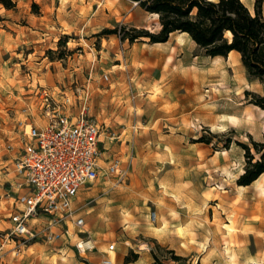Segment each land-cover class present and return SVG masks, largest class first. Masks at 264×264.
Masks as SVG:
<instances>
[{
  "label": "rangeland",
  "instance_id": "1",
  "mask_svg": "<svg viewBox=\"0 0 264 264\" xmlns=\"http://www.w3.org/2000/svg\"><path fill=\"white\" fill-rule=\"evenodd\" d=\"M14 1L13 8L0 3V173H9L19 145L18 122L46 121L44 89L61 108L66 94L65 108L86 105L97 119L103 167L74 198V217L84 224L69 222V234L52 240L41 236L29 245L2 237L11 199L0 196V264H101L111 243V264H126V255L156 243L159 259L169 263L168 249L185 256L184 264L264 258V211L249 212L252 203L264 208V174L248 185L236 182L246 161L243 145L253 152L252 140L264 139V109L246 92L264 94V83L247 74L240 55H206L179 31L166 43L121 39L133 26L160 29L146 10L142 26L97 1ZM114 27L117 32L101 33ZM207 67L240 78L227 84L217 76L215 89L188 79L189 70ZM113 156L119 169L110 173ZM89 239L93 248L78 247Z\"/></svg>",
  "mask_w": 264,
  "mask_h": 264
},
{
  "label": "built area",
  "instance_id": "2",
  "mask_svg": "<svg viewBox=\"0 0 264 264\" xmlns=\"http://www.w3.org/2000/svg\"><path fill=\"white\" fill-rule=\"evenodd\" d=\"M103 77L107 79L108 74ZM42 97L46 121L18 122L19 145L11 157L12 175L5 179L2 193L11 199L10 224L2 237L22 244L41 236L52 240L62 232L69 234V222L81 227L84 218L74 217V198L99 177L103 167L100 125L87 106L79 103L73 112L65 108L64 103L70 101L66 94L63 108L45 89ZM118 169L119 159L109 158L106 171ZM56 225L63 230L55 231ZM82 242L78 247L83 251L95 246L90 239ZM113 249L111 243L101 264L112 263L108 252Z\"/></svg>",
  "mask_w": 264,
  "mask_h": 264
},
{
  "label": "trees",
  "instance_id": "3",
  "mask_svg": "<svg viewBox=\"0 0 264 264\" xmlns=\"http://www.w3.org/2000/svg\"><path fill=\"white\" fill-rule=\"evenodd\" d=\"M150 13H157L160 22L158 31L133 26L130 33L119 35L121 39L133 42L135 39L147 38L148 42H163L174 31L188 33L193 41L210 56H226L236 50L247 74L264 83V14L261 12L262 0H255L254 10L251 12L242 0H132ZM6 8L16 5L14 0H0ZM37 7L36 3H32ZM125 26H120V29ZM119 27L104 28L101 33L117 32ZM68 34H64L65 42ZM251 95L250 101L264 109V94L246 91ZM252 152L248 145L245 147L247 155L243 171L236 179L239 185H248L264 173V139L252 140ZM32 239L27 242H35ZM150 249L154 264H184L186 257L170 252L169 258L173 263L159 259L156 248ZM138 253L132 257L125 256V263L136 260Z\"/></svg>",
  "mask_w": 264,
  "mask_h": 264
},
{
  "label": "crops",
  "instance_id": "4",
  "mask_svg": "<svg viewBox=\"0 0 264 264\" xmlns=\"http://www.w3.org/2000/svg\"><path fill=\"white\" fill-rule=\"evenodd\" d=\"M90 1L91 2L97 1L99 3L98 6H100V4L103 3L105 6L110 7L111 9H113V7H114L118 12H126L127 14L125 16H126L127 20H132V21H135V24L137 22L139 25L145 26V21L142 19V17H143L142 12H143L144 9L141 8L138 4H135V1H132V0H90ZM242 2L248 7V9L251 12H253L255 0H242ZM261 12H262V14H264V0H262V3H261ZM150 14H153V15H155L158 18V14H155V13H150ZM179 33L186 34V36L188 38V35H187L188 33H186V32H179ZM167 41L168 40L163 41V42H158V43H166ZM231 52H235L236 54L240 55L239 52L236 51V50H232ZM160 62H162V61H160ZM160 62H159V64H160ZM189 72H190V70H189ZM179 73H180V71H178L176 69L173 70V75L174 76L178 75ZM9 168H10L9 173H7V174L0 173V195L1 196H2L1 192H3V190H4V181H5V179L9 178L12 175L11 166ZM2 171H5V170H2ZM7 176H9V177H7ZM2 178H4V179H2ZM9 223H10V221H9ZM36 243H39V241L36 240L35 242H33V243L29 244V245H33V244H36ZM149 251L150 250H149V247H148V244H147V250L143 249V251H140V253L138 255V258L136 260H133V261L128 262L126 264H154L153 263V257H152V255H151V253ZM109 252H108V255H109V257L111 258V260L113 262L116 259L115 258V254L114 253L110 254ZM106 255L107 254H105V256ZM122 257H123V254H122ZM122 257L121 256L117 257L118 262L121 261ZM2 259L3 258L0 259V262H1ZM257 264H264V258H261L260 255H257Z\"/></svg>",
  "mask_w": 264,
  "mask_h": 264
},
{
  "label": "bare ground",
  "instance_id": "5",
  "mask_svg": "<svg viewBox=\"0 0 264 264\" xmlns=\"http://www.w3.org/2000/svg\"><path fill=\"white\" fill-rule=\"evenodd\" d=\"M188 35V38L189 39H191L192 41H193V39L191 38V36L189 35V34H187ZM229 53H231V51L229 52ZM190 69V68H189ZM192 76L194 77L195 76V78H198V82L199 83H204V82H207V81H209V82H212L211 84H212V87L215 89L216 88V86H215V84L213 83V81H215L216 79H215V77H217V76H220V78L223 80V82L224 83H231V82H234V81H237V80H239V76L238 75H236V76H233L234 78H231V76L229 75V73L228 72H225V71H221L220 70V72H218V70L216 69V68H212V67H207V68H203L202 70H196V71H190V73L188 74V79L192 82ZM230 87V86H229ZM223 117H225L227 120H231V121H233V122H238L239 121V119H240V117L238 116V115H236V114H234V113H225V114H223L222 115ZM262 174H264V173H262ZM261 174V175H262ZM260 175V176H261ZM259 176V177H260ZM258 177V178H259ZM258 178L257 179H255V180H258ZM244 187V186H243ZM262 192H260V194L261 193H264V190H261ZM262 209H264V208H262V205L259 203V202H257V203H252L250 206H249V212H250V214L253 216V217H256L257 215H260V214H262V211H264V210H262ZM258 219L260 220V221H262V218L261 217H259L258 216ZM150 220H151V222H152V218L150 217ZM83 244V242L82 241H80L79 242V245H82Z\"/></svg>",
  "mask_w": 264,
  "mask_h": 264
},
{
  "label": "water",
  "instance_id": "6",
  "mask_svg": "<svg viewBox=\"0 0 264 264\" xmlns=\"http://www.w3.org/2000/svg\"><path fill=\"white\" fill-rule=\"evenodd\" d=\"M135 3H137V2H135Z\"/></svg>",
  "mask_w": 264,
  "mask_h": 264
}]
</instances>
